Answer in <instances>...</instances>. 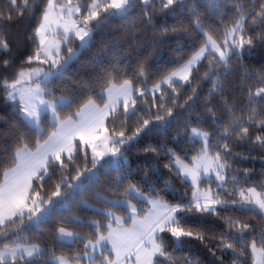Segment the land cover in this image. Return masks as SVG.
Instances as JSON below:
<instances>
[{
	"label": "snow or ice",
	"instance_id": "6c2138e0",
	"mask_svg": "<svg viewBox=\"0 0 264 264\" xmlns=\"http://www.w3.org/2000/svg\"><path fill=\"white\" fill-rule=\"evenodd\" d=\"M9 3L20 17L32 7L30 0H21L20 4H17V0H9ZM207 3L213 14L221 16L224 12L222 4L232 7L231 23L225 25L221 19L219 22L223 27L218 34H213L195 6H192L188 8L189 27H160V34L186 32L191 35L195 32L203 39L198 47L193 45L186 60L151 87L147 83L144 62L139 64L136 73V79L143 81L142 87L134 86L130 79H122L119 84L114 82L113 73L120 72L118 65L128 56L127 51L119 49V54L113 55L112 63L102 67L92 78L91 84L82 85L84 92L98 89L101 106L91 96L80 103L77 97L56 95L49 85L54 78L62 76L80 50L89 45L94 32L112 19L128 20L139 7L144 19L151 25L158 10L175 11L177 6L184 9L187 7L186 0H63L59 3L57 0H47L40 22L33 32L36 44L33 54L14 69L11 79L0 75L4 99L13 103L20 123L38 137H43L46 129L41 118L47 116L53 129L47 133L46 139L41 141L37 138L34 141L33 150L25 142L24 133L13 125V131L17 133L11 153L14 164L0 170L3 178L0 180V264H126L127 260L133 258L135 264H162L160 258L166 259L169 264H176L173 256L175 249L169 251L163 234L170 235L177 248L184 244L186 238L200 241L206 238L205 232L184 226V217L188 214L219 217L218 209L232 207L241 213L256 212L264 218V186L261 190L240 187L241 182L233 174L234 169L229 162L233 143L250 141L264 145V135H250V128L253 131L257 127L264 128V109H257V104L264 105V75L256 76L255 85L248 82L255 73H247V80L239 85L229 81L232 62L240 66L247 52L256 44H264V0H207ZM4 15L0 12V19ZM7 19H13L11 13L7 14ZM125 27L134 29L135 25L129 23ZM134 35L130 33L129 38ZM70 37L79 41L78 48L69 46ZM0 50L11 52V45L2 34ZM201 61L207 62L203 78L211 83L207 95L203 97V104L216 126L215 135L200 126L204 122L203 116L195 121L188 117L183 120V127L177 136H185L193 146L200 144L196 154L188 157L190 163L172 149L153 146L144 149L154 154L165 151L170 156V162L165 167L189 183L191 196L186 198L182 195L178 202L172 203L161 198L154 187L150 192L156 195H150L136 184L125 185L128 150L125 146L131 145L141 134L163 130L171 122H178L181 113L174 115V109L191 108L201 99L193 85V73L198 71ZM99 63L102 65L103 61ZM42 65H46L47 69ZM3 67L6 70L11 68L12 62L4 60ZM184 85L191 87V94L181 103L178 86ZM230 87L245 91L246 103L240 107L230 104L224 96L225 90ZM157 94L160 100L158 105ZM46 96L51 99H45ZM213 97L221 100L227 113L226 121L217 123ZM138 98L143 112L137 106ZM77 103L79 107L71 115L61 118V110ZM129 120H134L136 126L127 134ZM108 124L113 125L111 130ZM117 126L119 131L116 130ZM78 157L83 159L82 167L76 163ZM69 165L74 170L71 176L67 174ZM105 166L120 175L112 189L98 188L94 196L96 203H89L84 193L100 183L99 171ZM57 169L60 173L58 182L52 185V190L45 192L46 178L51 180ZM213 180L216 188L211 186ZM202 182L207 186L201 188ZM228 183L233 185L230 190L225 187ZM165 187H169L167 182ZM121 188L122 193L119 191ZM105 191L109 195H105ZM133 199L147 203L148 209L138 210L137 205L132 203ZM77 205L102 219L73 215V208ZM117 210L125 211L126 215H118ZM63 212L69 213L68 223L87 230L85 234L63 226L56 229L59 243L82 244V248L70 256L56 255L54 252L49 254L48 248L25 235V232L39 229L41 224ZM223 219L225 232L211 237L218 242L220 250L232 251L237 258L233 264H240L239 258L245 255L246 250L250 251L253 264H264V229L257 233L253 225L240 219ZM126 221L131 222V227L125 226ZM252 235L259 236V245L256 239L249 242L248 236ZM45 256H48L46 261L43 259Z\"/></svg>",
	"mask_w": 264,
	"mask_h": 264
},
{
	"label": "trees",
	"instance_id": "16d2710c",
	"mask_svg": "<svg viewBox=\"0 0 264 264\" xmlns=\"http://www.w3.org/2000/svg\"><path fill=\"white\" fill-rule=\"evenodd\" d=\"M84 2V0H81ZM21 0H17L20 4ZM30 11H25L23 17L16 14L14 6L9 3V0H0V12L5 15L0 19V34H2L11 45V52H3L0 50V75L11 79L14 74V69L20 67L22 62L27 56L32 55L36 47L34 42L33 32L40 22L42 11L46 6L47 0H35L32 2ZM187 7L181 9L176 7L175 11H157L152 18V23L149 25L142 15V9L137 8L131 13L128 20L112 19L110 23L96 30L93 34L92 40L89 45L80 50L78 56L68 65L66 71L62 76L54 78L49 85L56 95H66L70 97L79 98V102L83 103L89 96H91L98 104L102 105L100 97L97 95V90L92 92H84L82 85L91 84L92 78L101 71L102 67H108L112 63L114 54H119V49L127 51L128 56L122 60L118 65L120 68L119 73H113L114 82L119 84L122 79H130L133 81L134 86H143V81L136 79L138 66L141 62L145 64V71L148 77L147 83L151 87L162 76L168 74L177 68L184 60L188 58L193 48L199 46L202 41V36L198 33L192 32L189 35L186 32H169L167 34H160V27L171 26H184L189 27L190 13L188 8L195 6L197 12L203 17V22L207 28L218 34L223 25L219 22L223 19L224 24L231 23L234 9L227 4H222L224 9L223 15L213 14L210 11V5L207 0H186ZM11 13L13 19L9 21L7 14ZM132 23L135 25L134 29L126 28L125 25ZM189 31L191 29L189 28ZM130 33H135L134 37L129 38ZM69 46L76 49L79 47V41L74 37L70 39ZM116 45L117 47H113ZM63 53L66 51L62 49ZM10 60L12 67L5 69L3 61ZM102 60L101 65L99 61ZM233 70L229 77V81L233 85H239L242 81L247 80V73H255L251 84H256V76L264 75V44H256L251 51L247 52L243 57L240 66H236L235 61L232 62ZM47 69L46 65H42ZM207 71V62L201 61V66L198 71L193 73V85L196 87L197 92L200 93L201 99L196 101V104L188 108L174 109V115L181 113L177 121L171 122L170 126L163 128V130H154L149 134H141V136L134 141L131 145L125 146L127 156V167L124 173L127 174V180L123 181L126 185L128 183L136 184L141 190L149 192L150 195H156L155 192H150L151 188L158 190L161 198L172 203H176L180 196L189 198L191 196V188L189 183L177 177L174 172H170L165 167L170 162V156L163 150L158 154L152 152H145L144 149L148 146H153L158 149L168 148L175 151L186 162H191L188 157L196 154L200 144L193 143L185 136H177V132L183 127V120L191 117L193 121L197 117L203 116V127L210 134L215 135L216 126L213 120L209 118L203 104V97L207 95L211 87L210 81L203 78L204 72ZM254 90V89H253ZM180 93L179 102L182 103L187 95L191 94V87L184 85L178 86ZM225 99L236 107H240L246 103V92L242 91L239 87L227 88L224 92ZM49 97V96H47ZM51 98V97H49ZM150 99V98H149ZM160 103L159 94H157L156 104ZM170 103V101H169ZM212 104L215 105V114L220 120H227V113L224 112L222 102L219 97H213ZM137 106L141 112L144 111L143 106L138 98ZM79 104H73L71 108L60 111L61 118L71 115ZM186 109V110H185ZM258 111L264 109V105L257 104ZM155 111V109H153ZM42 124L46 129L43 137H38L36 133L29 131L20 123V117L12 102H6L4 99L3 89L0 88V170L12 167L14 162L11 159L13 146L17 141V133L13 131L15 125L25 135V142L28 143L30 148L34 150V141L40 138L41 141L47 138V133L53 129L49 124V118L42 116ZM109 129L113 127L112 124L107 125ZM136 126L134 120H129L127 124V134L131 133L132 128ZM193 126H196L195 124ZM120 130L119 126L116 128ZM257 134L264 135V128L257 127L255 131L250 128V135ZM123 150V149H122ZM232 156L229 162L233 166V174L240 180V187H256L261 190L264 186V145L256 144L250 141H243L231 144ZM91 159V152L89 149V161ZM76 163L83 166V159L78 157ZM103 163V161L101 162ZM89 167L91 164L89 163ZM99 167V166H98ZM147 173V176H145ZM69 176L74 174V170L69 165ZM59 170L55 171L51 180L46 178L44 183V191L52 190V185L58 182ZM120 175L116 170L105 166L99 171L100 183L93 185L85 193L84 197L89 203H96L94 200L95 192L98 188L112 189L114 181ZM0 176V180H2ZM165 182L169 187H165ZM34 181V185H35ZM207 185L202 182L200 187L204 188ZM213 188H216V182L213 180L211 183ZM229 190L233 188L231 183L226 186ZM172 189H175L173 191ZM123 192V188L119 190ZM43 194V193H42ZM109 195L107 191L104 193ZM226 195V194H225ZM231 198V197H229ZM132 202L137 205L139 209H148L147 203H140L138 200L133 199ZM220 211V216L217 217L211 214L193 213L184 217V226L193 230H200L205 232L206 238L200 241L195 238H186L185 242L179 248L172 242V238L168 234L164 235V241L169 246V251L173 252L176 264H233V260L237 259L231 250L222 251L218 246V242L211 239L213 236L223 234L226 229V224L223 217H232L240 219L244 223L253 225L255 232L264 229V218L256 212L241 213L235 208L228 207ZM73 215L83 218L91 217L93 219L101 220L102 217L95 215L93 212L86 210L80 206H75L72 211ZM117 214L124 216L126 212L117 210ZM143 213H141L142 215ZM183 215V214H182ZM69 213H58L51 217L48 221L41 224L39 229L25 232V235L32 241L40 243L42 247L49 249V254L54 252L56 255H72L82 248V244L77 242L74 245L61 244L56 238V229L58 227H66L72 231H80L87 233L83 226H76L67 222ZM130 223V221H126ZM93 238L94 237H89ZM256 239L259 245V236H248L249 242ZM111 255V253H108ZM48 260V256L43 258ZM162 264H169L164 259ZM240 264H253V257L249 250L245 251V255L239 258ZM83 264V262H82Z\"/></svg>",
	"mask_w": 264,
	"mask_h": 264
},
{
	"label": "rangeland",
	"instance_id": "374dc122",
	"mask_svg": "<svg viewBox=\"0 0 264 264\" xmlns=\"http://www.w3.org/2000/svg\"><path fill=\"white\" fill-rule=\"evenodd\" d=\"M57 2H58V3H59V2H63V0H57ZM71 38H72V37H70V39H71ZM62 49H63V48H62ZM62 52H63V51H62ZM45 99H51V98H49V97L46 96ZM205 184H206V183H205ZM206 185H207V184H206ZM125 226L128 227L127 224H125ZM134 261H135L134 258L131 259V260H127V261H126V264H128V263H130V264H132V263L135 264Z\"/></svg>",
	"mask_w": 264,
	"mask_h": 264
},
{
	"label": "crops",
	"instance_id": "0c3cea01",
	"mask_svg": "<svg viewBox=\"0 0 264 264\" xmlns=\"http://www.w3.org/2000/svg\"><path fill=\"white\" fill-rule=\"evenodd\" d=\"M102 106V105H101ZM133 203V202H132ZM125 224H127L128 225V227H131V222L130 223H125ZM135 262V261H134ZM128 264H130V263H128ZM133 264V263H132Z\"/></svg>",
	"mask_w": 264,
	"mask_h": 264
}]
</instances>
